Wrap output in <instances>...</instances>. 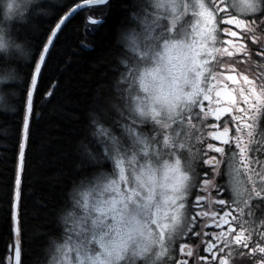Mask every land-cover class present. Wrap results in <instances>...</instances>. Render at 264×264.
I'll return each instance as SVG.
<instances>
[{
  "label": "snow or ice",
  "instance_id": "6c2138e0",
  "mask_svg": "<svg viewBox=\"0 0 264 264\" xmlns=\"http://www.w3.org/2000/svg\"><path fill=\"white\" fill-rule=\"evenodd\" d=\"M84 5L106 8L110 0H81L33 41L8 182L11 239L0 264H25L22 185L34 96L42 103L53 95L40 85L54 39ZM184 9L197 38L187 89L157 96L148 113L137 103L140 117L108 118L110 127L89 119L94 130L76 149V175L57 208L59 231L45 244L44 264H264V10L254 0H188ZM175 14V0H157L151 23L162 37L173 31L166 21ZM221 18L226 26L218 29ZM218 30L228 38L218 40ZM225 56L246 67L214 63ZM114 70L113 92L123 96L130 73ZM101 99L94 97L90 117ZM155 103L166 105L169 127L156 122ZM208 127L214 143L205 141Z\"/></svg>",
  "mask_w": 264,
  "mask_h": 264
},
{
  "label": "trees",
  "instance_id": "16d2710c",
  "mask_svg": "<svg viewBox=\"0 0 264 264\" xmlns=\"http://www.w3.org/2000/svg\"><path fill=\"white\" fill-rule=\"evenodd\" d=\"M55 14L41 19V29L26 34L39 42L60 15L81 0H57ZM131 0H110V5L85 7L62 27L51 50L41 92L51 90L47 99L34 96L31 118L32 136L22 185V213L28 229L23 255L25 264H44V247L49 237L58 233L56 211L70 189L76 173L73 162L76 149L89 136L88 123L94 97L114 93L119 73L114 70L117 28L127 16ZM89 12L103 19L96 26L87 20ZM24 80L20 86L18 107L14 114H0V257L11 239L10 187L13 154L20 108L28 79V63L21 65Z\"/></svg>",
  "mask_w": 264,
  "mask_h": 264
},
{
  "label": "clouds",
  "instance_id": "9594fccd",
  "mask_svg": "<svg viewBox=\"0 0 264 264\" xmlns=\"http://www.w3.org/2000/svg\"><path fill=\"white\" fill-rule=\"evenodd\" d=\"M187 2L175 0L176 14L166 21V28L171 27L173 31H165L162 37L161 30L151 23L157 0H131L128 14L117 28L118 51L114 57L116 65L126 67L130 73L125 76V94L103 96L99 113L90 119L110 127L108 118L130 113L140 117L137 103H141L148 113L157 96L187 89L185 81L193 77L191 69L197 50L194 20L184 9ZM228 3L231 6L232 0ZM254 4L257 10H264V0H254ZM57 6V0H0V114L12 115L18 107L24 80L21 65L29 63L34 52L33 41L26 33L39 31L41 19L54 15ZM155 107L160 113L156 122L161 127H169L164 118L166 105L155 103ZM143 118L150 119V116ZM93 130L89 128V137Z\"/></svg>",
  "mask_w": 264,
  "mask_h": 264
},
{
  "label": "flooded vegetation",
  "instance_id": "af4514ba",
  "mask_svg": "<svg viewBox=\"0 0 264 264\" xmlns=\"http://www.w3.org/2000/svg\"><path fill=\"white\" fill-rule=\"evenodd\" d=\"M233 14H235V13H233ZM241 18H248V17H245V16L242 15ZM224 26H226V25L223 24V22H222V18H221L220 22L218 23V29H219V28H222V27H224ZM218 32H219V40H220V41L226 40V39L228 38L226 35H224V34H223L222 32H220L219 30H218ZM218 46H219V45H218ZM233 58H234V59H232V60H234V61L231 62V61H226L225 59H223V58H221V57H217V61L214 62V63H215V64H220V63H222V64H225V65H227V64H235L236 67H237L238 69L243 70L244 68H243L241 65L239 66L240 63H238V60H240L241 57L237 56V57H233ZM216 70L219 71V70H221V69L217 68ZM225 82L228 83L230 87H232L231 82H229V81H225ZM241 86H242V85H241ZM207 123H208L209 125H212V124L215 123V121H214L213 119H209V121H208ZM208 129H209V131L214 130L212 127H208ZM207 131H208V130H207ZM207 131L204 132L205 141H206L207 143H214V142H215L214 139H213V138H210V137L207 136ZM213 210H216L215 207L213 208ZM207 230H208V231H215L216 229H214V228H209V229H207ZM202 254H203V253H202Z\"/></svg>",
  "mask_w": 264,
  "mask_h": 264
},
{
  "label": "rangeland",
  "instance_id": "374dc122",
  "mask_svg": "<svg viewBox=\"0 0 264 264\" xmlns=\"http://www.w3.org/2000/svg\"><path fill=\"white\" fill-rule=\"evenodd\" d=\"M90 16L93 17L94 19H97V20H98V18H99V17H98L99 14H96V13H94V12H91V13L89 12V14L87 15V17H90ZM189 18L191 19V14H189ZM101 20H103V19H101ZM88 23H90V21H88ZM90 25H91V23H90ZM218 39H219V37H218ZM223 59H225L226 61H231V62L234 61V60H232V59H234L233 57H227V56H225V57H223ZM238 61H239V60H238ZM240 65H241L243 68L246 67L244 64H241V63H240L239 66H240ZM207 130L209 131L208 128L206 129V131H207ZM206 131H205V132H206Z\"/></svg>",
  "mask_w": 264,
  "mask_h": 264
},
{
  "label": "water",
  "instance_id": "95a60500",
  "mask_svg": "<svg viewBox=\"0 0 264 264\" xmlns=\"http://www.w3.org/2000/svg\"><path fill=\"white\" fill-rule=\"evenodd\" d=\"M78 4H80V3H78ZM77 5V4H76ZM89 6H94V5H84V6H82L81 8H79V9H76L71 15H70V17L66 20V22L76 13V12H78L79 10H81V9H83V8H85V7H89ZM75 7V6H74ZM98 21H100L101 22V20H98ZM65 22V23H66ZM64 25H62V27H63ZM62 29V28H61ZM59 33V32H58Z\"/></svg>",
  "mask_w": 264,
  "mask_h": 264
},
{
  "label": "bare ground",
  "instance_id": "6f19581e",
  "mask_svg": "<svg viewBox=\"0 0 264 264\" xmlns=\"http://www.w3.org/2000/svg\"><path fill=\"white\" fill-rule=\"evenodd\" d=\"M78 3H80V2H78ZM78 3H76V4H78ZM76 4H75V5H76ZM75 5H73L72 7H74ZM79 11H80V10H79ZM98 19H99V18H98ZM87 20H88V18H87ZM88 21H89V20H88ZM55 40H56V38L54 39V42H55Z\"/></svg>",
  "mask_w": 264,
  "mask_h": 264
}]
</instances>
